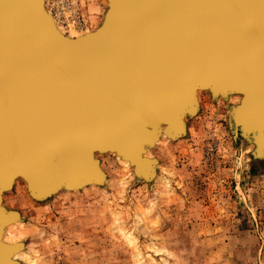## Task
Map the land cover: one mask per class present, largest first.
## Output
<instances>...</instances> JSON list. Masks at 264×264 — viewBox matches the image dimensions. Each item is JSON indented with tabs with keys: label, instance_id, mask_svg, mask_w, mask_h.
<instances>
[{
	"label": "water",
	"instance_id": "obj_1",
	"mask_svg": "<svg viewBox=\"0 0 264 264\" xmlns=\"http://www.w3.org/2000/svg\"><path fill=\"white\" fill-rule=\"evenodd\" d=\"M108 1L75 38L55 35L38 2L0 1V198L14 177L37 199L99 183L94 152L133 159L179 136L197 89L240 95L229 129L264 161V0ZM9 213L0 204V230Z\"/></svg>",
	"mask_w": 264,
	"mask_h": 264
},
{
	"label": "rangeland",
	"instance_id": "obj_2",
	"mask_svg": "<svg viewBox=\"0 0 264 264\" xmlns=\"http://www.w3.org/2000/svg\"><path fill=\"white\" fill-rule=\"evenodd\" d=\"M40 1L67 38L95 31L109 5ZM195 99L179 136L160 133L133 159L94 152L99 183L37 199L14 177L0 198L11 215L0 264H264V161L228 126L240 95L197 89Z\"/></svg>",
	"mask_w": 264,
	"mask_h": 264
},
{
	"label": "bare ground",
	"instance_id": "obj_3",
	"mask_svg": "<svg viewBox=\"0 0 264 264\" xmlns=\"http://www.w3.org/2000/svg\"><path fill=\"white\" fill-rule=\"evenodd\" d=\"M39 3V5L41 6V1L40 0H30V4H31V6H33L35 3ZM40 12H42L41 10H40ZM42 14V13H41ZM87 35V34H86Z\"/></svg>",
	"mask_w": 264,
	"mask_h": 264
}]
</instances>
